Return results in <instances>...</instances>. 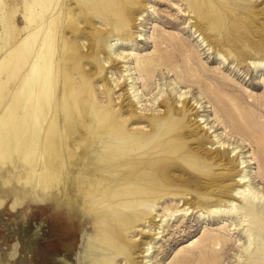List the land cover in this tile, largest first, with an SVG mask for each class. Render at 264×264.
Masks as SVG:
<instances>
[{
	"label": "bare ground",
	"instance_id": "bare-ground-1",
	"mask_svg": "<svg viewBox=\"0 0 264 264\" xmlns=\"http://www.w3.org/2000/svg\"><path fill=\"white\" fill-rule=\"evenodd\" d=\"M184 1L195 14L190 20L215 32L228 27L229 8L245 11L246 23L256 26L240 0ZM141 6L145 0H0V166L13 169L0 168V174L21 184L0 190V214L7 217L0 226L11 235L14 217L24 221L31 209L48 211L51 223L45 233L44 222L35 224L28 260L17 261L16 239L5 244V255L0 251V264H115L120 258L131 264L133 256L145 264L168 222L197 208L232 218V233L246 228L237 240L242 252L256 248L251 228L262 232L263 241L264 206L254 203L261 192L243 171V153L230 148L213 126L201 127L204 107L188 91L176 88L172 101L166 100L149 69L161 62L154 65L156 72L163 66V78H170L174 56L165 60L159 54L139 66L158 89L153 106L162 112L141 115L143 100L133 77L119 68L128 64L122 47L130 44L127 31ZM222 49L217 54L226 52ZM185 57L188 61L190 54ZM255 62L264 64V56ZM191 78L200 79L198 73ZM95 82L106 94L105 105L97 99ZM179 156L207 182L187 173L172 175L169 161ZM217 168L231 186L212 179ZM190 193L197 197L154 214L161 199ZM134 231L139 244L127 240Z\"/></svg>",
	"mask_w": 264,
	"mask_h": 264
},
{
	"label": "rangeland",
	"instance_id": "rangeland-1",
	"mask_svg": "<svg viewBox=\"0 0 264 264\" xmlns=\"http://www.w3.org/2000/svg\"><path fill=\"white\" fill-rule=\"evenodd\" d=\"M240 1L254 16L255 28L246 23L243 15L245 11L239 12L229 8L228 27L223 32H215L198 19L197 22L195 19L190 20L195 14L184 0H145L146 6H141L140 11L135 12V15L140 17L134 19L131 29L127 31L130 44L122 47L129 56L128 64L126 65L125 61L119 68L133 77V84L138 88L140 100H143L138 105L142 110L141 115L156 116L162 113L153 106V98L158 89L146 74L141 75L144 72L140 73L139 66H142L143 62L149 63L151 58L159 54L165 60L173 59L170 56H174L172 62L175 61V65L171 66L173 71L168 79H165V76L163 78L164 73H167L163 66L156 72L154 65L161 62L149 65L154 77L162 83V95L171 102L175 89L180 88L189 92L191 100L202 103L204 109H201L203 112L200 115L203 116V122H206L201 127L213 126L212 130H215L216 134L228 144H232L230 148L238 147V152L240 150L243 153L240 158L243 157L247 161L242 165L247 166L243 171L250 178V184L258 187L261 192L259 197L262 199L255 200L254 203L264 206V64L253 63L264 56V51L261 50L264 48V0ZM99 24L98 26L104 28ZM201 39L207 44L206 47L200 43ZM221 47L227 54L226 52L217 54ZM254 51L256 52L251 56L249 53ZM186 53L190 54L188 61L185 59ZM242 53L246 54L243 58L239 56ZM175 73L180 74L178 77L180 79L176 78ZM195 73H198L200 83L191 78V74ZM119 75L117 73L116 77ZM94 85L97 99L105 105L106 94L103 93L100 83L95 82ZM209 90H213L214 93ZM114 97L117 98L118 95ZM118 102H121V99H117ZM132 128L133 126H129V129ZM195 147L196 145L191 146ZM234 154L235 152L232 153ZM182 157H174L169 161L172 175L179 172L187 173L199 179V175L197 176L194 171L192 174L183 166ZM0 168L9 173L13 170L8 166ZM211 173L212 179L223 182L224 188L231 186L230 179L221 168ZM0 175L5 178L4 181L0 178V190H16L21 186L14 177ZM200 179L207 182L202 177ZM190 197L195 198L197 195L190 193L184 197L161 199L154 207L156 209L154 214L161 215L164 209L176 210ZM48 214V211L31 209L26 211L24 221L14 217L15 227L11 235L5 233L0 226V251L5 255L7 250L4 249L5 244L18 239L21 250L17 261L28 260L26 251L30 247L26 246L32 239L34 226L44 222V233L50 229ZM6 218L3 213L0 214V220L5 221ZM231 220L232 218L213 211L200 212L199 208L186 217L179 216L176 220H170L164 228L162 238L155 239L152 260L145 264H264L262 232L251 228L256 248L254 251L242 252L237 240H243V232L247 229L240 233H232ZM252 223V219L248 217V226H252ZM127 238L128 241L137 239L136 242L139 244L140 235L136 231L127 235ZM68 239L70 238L62 241ZM134 252L139 251L135 249ZM29 254L36 259L33 250ZM238 254H241V259L236 257ZM133 257L134 261L131 264L141 262V259ZM115 264H125V261L120 258Z\"/></svg>",
	"mask_w": 264,
	"mask_h": 264
}]
</instances>
